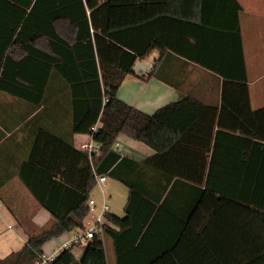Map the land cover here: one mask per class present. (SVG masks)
Returning a JSON list of instances; mask_svg holds the SVG:
<instances>
[{"label":"trees","instance_id":"1","mask_svg":"<svg viewBox=\"0 0 264 264\" xmlns=\"http://www.w3.org/2000/svg\"><path fill=\"white\" fill-rule=\"evenodd\" d=\"M0 2L11 6L0 8V30L8 35L0 49V89L11 66L12 96L39 105L70 99L73 134L90 135L101 124L93 137L102 145L96 174L129 190L126 216L108 215L103 239L93 240L80 259L64 251L53 264H108L106 237L116 264H220L193 224L205 198L217 196L264 213V172L235 168L239 158L230 164L222 153L230 143L218 138L229 136L222 132L229 129L249 135L244 119L240 128L224 122L228 112L250 110L237 1ZM155 51L161 59L144 78L175 86L161 72L168 58L184 66L194 63L222 81L221 105L205 106L188 97L149 115L121 101L118 91L125 78L137 75L136 64ZM120 135L156 154L142 162L123 157L115 150ZM65 145L82 166L78 202L62 211L31 188L55 223L0 264H34L48 241L84 227L97 178L88 154ZM244 264H264V253Z\"/></svg>","mask_w":264,"mask_h":264},{"label":"crops","instance_id":"2","mask_svg":"<svg viewBox=\"0 0 264 264\" xmlns=\"http://www.w3.org/2000/svg\"><path fill=\"white\" fill-rule=\"evenodd\" d=\"M236 1L242 8L240 24L250 110L249 114L243 115L228 112L224 122L230 127L240 128V120L244 119L249 135H243L239 129H229L222 131L229 136L219 135L218 138L230 143L229 147L222 148L230 164L239 158L235 168L264 172V52H253L255 41L264 40V0ZM8 7L11 6L0 2V8ZM7 40L8 35L1 29L0 49ZM150 58H153V63L147 71L139 67L134 71L137 75L125 78L118 91L121 101L149 115L188 97L205 106L221 105L222 81L213 73L194 63L184 66L168 58L161 72L173 80L175 86H172L155 77L144 78L157 64L158 58L161 59L159 52L155 51L140 62L147 66ZM10 67L2 83L4 88L0 89V260L22 251L32 236L41 234L55 223L53 214L41 205L36 194L42 201L62 211L76 205L82 166L78 163V156L65 144L78 152H85L80 145L91 141L90 135L72 133L74 110L70 99L52 98L39 105L12 96L8 91L13 88ZM100 126L98 123L95 127ZM115 150L138 162L156 154L149 146L126 135L118 137ZM109 180L111 184L107 182L104 193L98 185L95 186L102 197L93 196L95 188L90 196L99 204L106 200L111 205L112 197L108 196V191L120 195L124 207L112 204L110 215L124 218L129 190L118 181ZM224 201L217 196H207L193 220H199L204 239L220 264H244L264 253V213ZM70 235L68 232L48 241L41 251L60 245ZM105 250L108 264H116L112 242L109 251L106 246Z\"/></svg>","mask_w":264,"mask_h":264},{"label":"built area","instance_id":"3","mask_svg":"<svg viewBox=\"0 0 264 264\" xmlns=\"http://www.w3.org/2000/svg\"><path fill=\"white\" fill-rule=\"evenodd\" d=\"M97 131L98 128L94 127L90 134L91 141L82 143L80 148L88 154L93 172L97 178V185L104 193L108 178L106 175H97L95 171V165L97 160L101 157L102 150V145L94 141L93 138L94 133ZM88 206L89 214L84 223V227L73 231L69 238L60 245L53 247L49 251L39 253L34 264H53L64 251L74 252L75 250H78L84 252L97 237L104 238V227L109 225L106 218L111 214L112 207L108 201L104 200L99 204L97 200L91 196ZM1 207L2 204L0 202V209Z\"/></svg>","mask_w":264,"mask_h":264},{"label":"rangeland","instance_id":"4","mask_svg":"<svg viewBox=\"0 0 264 264\" xmlns=\"http://www.w3.org/2000/svg\"><path fill=\"white\" fill-rule=\"evenodd\" d=\"M254 46H255V48L253 50L254 53L259 54V51L261 53L264 52V40L263 41H258V40L255 41ZM152 63H153V58H150L149 61H148V63H147V66L151 67ZM108 184H111V181L110 180L108 181ZM109 195L112 197L111 205L112 204L114 205V203H115L116 204V207H118V208L122 207V209H123L124 206L122 205L123 202H122V199H121L120 195H116V193L115 194H111L108 191V196ZM93 196L95 198H98V196H101L102 197L100 191L97 188H95L94 193H93ZM224 202H230V201H227L226 200ZM119 203H120V205H118ZM198 222H199V220H197V221L193 220V224L196 225L197 227H199V229H200L201 227L198 225ZM104 241H105V246H106V248L108 250V247L110 245L111 240H110L109 237H106ZM74 253L76 254L77 257H80L82 255L81 251H78V250H75ZM110 259L112 261V258H110Z\"/></svg>","mask_w":264,"mask_h":264},{"label":"water","instance_id":"5","mask_svg":"<svg viewBox=\"0 0 264 264\" xmlns=\"http://www.w3.org/2000/svg\"><path fill=\"white\" fill-rule=\"evenodd\" d=\"M139 67H141V68L143 67L145 71H147V69H148V66L143 65V64L139 61V62L136 64V67L134 68L133 71H137Z\"/></svg>","mask_w":264,"mask_h":264}]
</instances>
